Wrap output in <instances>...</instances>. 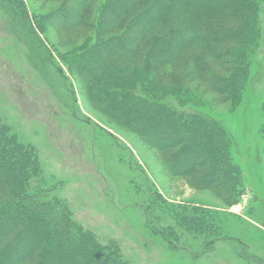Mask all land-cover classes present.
<instances>
[{
	"label": "rangeland",
	"instance_id": "1",
	"mask_svg": "<svg viewBox=\"0 0 264 264\" xmlns=\"http://www.w3.org/2000/svg\"><path fill=\"white\" fill-rule=\"evenodd\" d=\"M106 1L22 0L33 31L26 29V35L21 37L7 8L11 0H0V123L18 143L36 152L41 173L31 181L29 190L39 187L48 200L65 205L72 219L91 231L103 250L110 248L122 264H246L249 256L255 258L252 264H258L260 259L264 264V0L258 13L259 34L250 57L247 87L237 107L225 95L215 92L208 80L213 73L229 76L228 58L216 55L219 47L226 44L214 42L213 37V44L210 40L196 41L182 47L174 61L161 70L159 80L167 93L153 88L157 98L178 112H200L225 124L232 137L231 156L240 167L247 188L231 207L220 199L224 191L215 173L201 185L202 189L194 186L189 176L171 175L164 161L169 151L160 152L155 147L166 141L162 125L159 130L149 126L128 130L97 106L101 103L97 90L104 81L97 76L90 78L85 70L88 66L95 69L93 66L100 59L93 56L85 62L80 57L83 52L93 53L99 46L97 40L104 43L109 37L116 38L114 44L120 48L127 24L134 16L127 15L119 26L99 35L94 23ZM119 1L111 0L110 7L115 8ZM146 3L143 0L134 5L141 11ZM180 4V0H173L167 14L176 15ZM77 8L85 13L89 25H78ZM194 8L198 20L234 25L226 19L228 12ZM190 14L189 9L182 10L175 19L183 21ZM63 15H75L76 19L66 24L71 26L53 28L50 18ZM162 27L166 31L169 23ZM150 40V36H144L141 46L144 52L150 46L149 60L155 47H151ZM120 57L111 55L113 78L118 75L116 62H124ZM195 57L205 69L199 78L187 72L188 62L196 61ZM126 60L134 63L131 58ZM140 78L146 76H136L137 89L148 94L149 88L142 89ZM149 111L160 117L159 122L162 118L181 128L183 136H191L192 132L169 115L160 110ZM151 132H157L156 142L151 140ZM170 135L174 138L176 133ZM194 145L203 149L198 143ZM202 154V160H208ZM169 205L172 209L167 208ZM36 206L40 209L41 205ZM203 207L219 209V231L231 239L216 242L204 256H199L196 250L200 245L216 237L202 225L186 226L179 217L185 213L197 223ZM165 229L169 231L163 233ZM244 247L248 249L247 258ZM57 248L54 244L48 252ZM97 256L101 258L99 253Z\"/></svg>",
	"mask_w": 264,
	"mask_h": 264
},
{
	"label": "trees",
	"instance_id": "2",
	"mask_svg": "<svg viewBox=\"0 0 264 264\" xmlns=\"http://www.w3.org/2000/svg\"><path fill=\"white\" fill-rule=\"evenodd\" d=\"M141 1L143 2V0H120L116 9L110 7L111 0H107L96 18L94 26L100 35L99 32L108 33L114 25L119 26L127 15H134L127 24L129 28L125 31L120 48L114 44L117 39L109 37L104 43L101 41L102 44L97 40L96 45L99 46L92 50L93 53L83 52L80 57V60L85 62L93 56L100 59L97 65L93 66L96 70L90 66L85 70L90 78L97 76L99 80L104 81L102 87H95L99 88L97 99L101 102L97 106L103 114L128 130L139 131L138 128L148 126L159 130V126L162 125L161 128L165 132L163 141L165 139L166 141L161 146L155 145V147L160 152L169 151L164 161L171 175L189 176L193 179L194 186L202 189L201 185L210 181L211 174L215 173L224 191L220 199L226 206L231 207L238 203L247 188L242 171L231 156L232 137L224 128L225 124L200 112L193 114L178 112L165 104L162 98H157L158 94L153 88L157 90L160 88L167 93L168 90L163 88L164 85L159 80L161 70L174 61L175 55L182 47L196 41L207 43L213 37L214 42L221 41L220 44H226L223 48L219 47L220 52H216V55L224 59L228 58L226 64L229 68V76L213 73L208 80L215 92L225 95L233 106L237 107L247 87L250 57L259 34L257 20L262 0H180L181 4L176 7L175 14L178 15L186 9L191 12L183 21L176 20V15L167 14L166 9L173 0H147L146 7L140 11V7L137 9L138 5L134 4ZM196 6L207 11L213 10L223 14L228 12L230 14H226V19L233 21L234 25L198 20L194 8ZM7 8L21 37H24L28 30L33 31L31 17L29 18L27 9L23 7L22 0H11ZM78 10L77 8L75 12L78 16V25H89L85 13ZM73 16L63 15L59 19L51 17L50 22L53 28H57L71 24V21L76 19ZM163 23H169V29L166 31L163 30ZM201 33L205 36L200 37ZM144 36L152 38L151 47L155 45L150 60L147 55L150 46L145 52L141 49L142 44L145 43L142 41ZM224 37H227V40ZM210 42L213 44L212 40ZM101 52L103 55L100 56ZM113 54L120 55L124 61L116 62L118 75L114 78L110 70V59ZM126 57L131 58L134 63L137 62L134 64L126 60ZM198 60L199 58H196V61H189L187 66V72L194 73L197 78L205 71ZM140 74L141 77L146 76L145 79L140 78L138 81L142 89L149 88V93L145 95L137 89L136 76ZM149 110H160L174 118L178 125L192 132L191 136H183L181 128L169 124L162 118V122H159L160 117L150 115ZM157 132L150 134L153 142H156ZM171 132L176 133L174 138L171 137L173 136L170 135ZM262 133H264V124ZM197 143L203 148L201 151L207 155L208 160H202L201 151L194 145ZM40 173L36 152L18 143L14 134L8 133L5 125L0 123V264H26L32 259L35 260L32 264H122L121 258L112 255L110 248L103 250L92 232L72 219L65 205L48 200L46 192L39 187L33 191L29 190L31 181ZM36 204L41 205L40 209H36L38 207ZM172 207L169 205L167 208L172 209ZM202 209L203 214L198 216L197 223L185 213L179 217L186 226L202 225L203 229L216 237L200 245L196 250L199 256H204L216 242L231 239L223 237L222 232L219 231L218 221L221 215L219 209L207 207ZM170 211L172 213L173 210ZM167 231L169 229L162 232L167 233ZM66 241L70 242L65 243ZM54 244L58 248L48 252ZM242 251L247 258L249 256L247 247ZM98 253L101 258H98ZM254 259L249 256L246 264H252L251 261ZM262 261L260 259L258 264H262Z\"/></svg>",
	"mask_w": 264,
	"mask_h": 264
}]
</instances>
